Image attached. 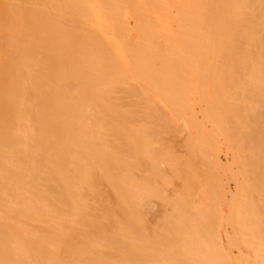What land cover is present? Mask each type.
I'll return each mask as SVG.
<instances>
[{
    "label": "bare ground",
    "instance_id": "6f19581e",
    "mask_svg": "<svg viewBox=\"0 0 264 264\" xmlns=\"http://www.w3.org/2000/svg\"><path fill=\"white\" fill-rule=\"evenodd\" d=\"M240 1L234 36L214 44L226 45L228 65L264 70V0ZM79 2L0 0V264L134 261L141 69L116 64L123 61L116 39H101L108 29L96 19V34L94 14ZM194 12L201 19L203 8ZM220 22L213 35H221ZM136 23L139 35L151 34V20ZM141 169L148 180L149 164Z\"/></svg>",
    "mask_w": 264,
    "mask_h": 264
},
{
    "label": "rangeland",
    "instance_id": "374dc122",
    "mask_svg": "<svg viewBox=\"0 0 264 264\" xmlns=\"http://www.w3.org/2000/svg\"><path fill=\"white\" fill-rule=\"evenodd\" d=\"M84 1L94 32L99 20L109 31L100 28L101 39H116L123 57L116 64L141 69L133 264H264V70L228 65L226 45L213 41L234 36L240 0ZM117 16L125 31L112 25ZM137 18L151 20L150 35L138 34ZM214 18L221 35H213Z\"/></svg>",
    "mask_w": 264,
    "mask_h": 264
}]
</instances>
